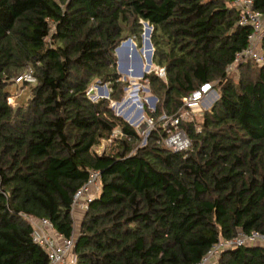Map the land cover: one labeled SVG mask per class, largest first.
Instances as JSON below:
<instances>
[{"label":"trees","instance_id":"16d2710c","mask_svg":"<svg viewBox=\"0 0 264 264\" xmlns=\"http://www.w3.org/2000/svg\"><path fill=\"white\" fill-rule=\"evenodd\" d=\"M234 1L0 0V264H50L28 216L75 233L73 264H196L219 238L264 233V61L231 71L251 32ZM253 8L264 15V0ZM145 22L165 76L144 77L158 101L144 102L154 127L142 143L112 102L129 86L115 49L140 44ZM26 70L31 95L12 105L8 86ZM97 81L108 98L90 97ZM207 83L218 99L189 109ZM178 131L191 145L176 151L164 141ZM94 170L101 190L77 231L73 199ZM219 264H264V246L227 250Z\"/></svg>","mask_w":264,"mask_h":264},{"label":"built area","instance_id":"2783aa9c","mask_svg":"<svg viewBox=\"0 0 264 264\" xmlns=\"http://www.w3.org/2000/svg\"><path fill=\"white\" fill-rule=\"evenodd\" d=\"M233 5H236L241 12L240 23L250 26L251 32L248 38V47L237 54L231 71L236 70L237 65L241 61L250 60L256 63H262L264 61V54L261 49L262 41L264 40V15L254 10L253 0H235ZM156 71L160 72L161 76L165 75L164 68H158ZM34 81H36V79L32 74V70H26L16 78L17 83ZM209 90H213L212 83L201 86L199 90L194 91L190 96L185 98L186 106L196 111L205 108L201 103L204 98L203 96L206 95ZM134 93H136V99L139 100L134 101L132 104H137V102H139L142 110H144V103L141 101L139 91L135 90ZM185 117L189 120L190 116L188 111L182 114V118ZM177 121L178 120H172L171 123L176 124ZM144 123L146 127L143 133L147 136L154 127V122L152 119H147ZM110 140L112 141V139ZM164 142L168 147H173L172 149L176 151L186 149L191 145L189 137L183 131L172 133ZM100 190L101 172L99 170L91 171L88 182L75 193L72 204L74 216H76L78 211H82V213L86 212L89 208V203ZM27 219L34 228V240L47 250L50 257V264H73L76 262V256L73 252L76 240L75 233L72 237L67 238L58 234L51 221L46 218L36 219L28 216ZM257 245L264 246L263 232L260 230H251L250 232L239 230L233 238H219L218 241L208 248L205 255L196 264H219L221 256L225 251L233 250L241 246Z\"/></svg>","mask_w":264,"mask_h":264},{"label":"rangeland","instance_id":"374dc122","mask_svg":"<svg viewBox=\"0 0 264 264\" xmlns=\"http://www.w3.org/2000/svg\"><path fill=\"white\" fill-rule=\"evenodd\" d=\"M143 24H144V30L147 31L148 26H146L145 23H143ZM143 33H144V31H143ZM143 33H142V35H143ZM147 34L148 33H145L144 36L141 37L140 44H138V42L134 38H132L134 43L136 44L137 52H135L134 49L132 50V46L134 44L133 42H131V45L129 46L128 52L126 50L127 47H125L126 45L124 46L125 48L122 49V54L123 55H122V59L120 58V62H121L120 64H122L124 70H127L128 69V65L130 66L132 63H134V65L138 68V70L141 68V63H142V68H144L145 65L148 67V65H149L148 56H149L150 48H148L149 51L147 52V56L144 53V49H145V47L147 45V40H148ZM149 38L151 40V36ZM119 54L120 53L118 52V55ZM116 56H117V53H116ZM117 59H118V56H117ZM152 60H153V57H152ZM154 69H158V67L153 65V62H152V67H151L150 71H149V69H145L144 73L148 74V73L152 72ZM157 73L160 75V72H157ZM164 76L165 75H163L161 77H164ZM121 77H122L123 80H128L129 81V86L126 87V89H125V96H124V99L122 101H120V102H112V109L115 111V113L118 116L122 117L127 122H130L131 119L135 118L138 110L142 109L139 102H137V104H136L137 106L135 108H131L132 103L134 101H138L139 100V99L135 100V98H136V95H134V94H136V93H134L135 90L139 91L142 103L145 102V103L148 104L150 109H155L157 101H158V98H157V101L155 102V107H154L151 99L155 95L151 92L150 87L147 84L148 82H145L144 78H142L143 76L142 77L138 76V77L135 78V75H133V72L131 71L130 74H127L126 72H123L121 74ZM23 85H24L23 83L15 82V83H13V84L8 86V90L12 94V96L10 98V103L12 105L18 106V105H23V104L28 102V99H29V97L31 95V83L28 84L25 87H22ZM104 85L107 86V84H104ZM104 85L100 84L99 81L94 83L91 86V89L89 90L90 97L92 99L105 97L103 95L101 96V94H100V87L104 86ZM107 88H108V86H107ZM108 90L110 91L109 88H108ZM216 92L217 91H215V90H209V92L206 95L203 96L204 98L202 99V103L201 104H202L203 107H205V109L210 108L212 106V104L218 99V92L217 93ZM106 98H108V97H106ZM127 98H128V100L130 98H131L130 100H132L128 108H126L127 104L123 107V105L127 101L125 99H127ZM129 102L130 101H128L127 103L129 104ZM132 112L134 113V115H132L133 114ZM137 115L138 116L134 119L133 124L141 132V134L143 135L142 143H145L146 136L144 135L143 132L145 130L146 124L144 122L148 119V116L146 115L144 110H142L141 114L138 113ZM124 116H126V117H124ZM185 119H187V118L185 117ZM111 143H112V141H107L104 144V147H107L108 145H111ZM171 148H173V147H171ZM101 149L102 148H100V150ZM83 215L84 214L82 213V211H78L76 213V216H75V229L77 231H78V229L80 227V223L82 221Z\"/></svg>","mask_w":264,"mask_h":264},{"label":"water","instance_id":"95a60500","mask_svg":"<svg viewBox=\"0 0 264 264\" xmlns=\"http://www.w3.org/2000/svg\"><path fill=\"white\" fill-rule=\"evenodd\" d=\"M145 24H146V26H148V30H147V32H146V30H144V33H143V35L142 36H144V34L145 33H148V36L150 37L151 36V33H152V31H153V27L152 26H150L149 25V23L148 22H145ZM146 29V28H145ZM133 39L132 38H128V39H126V40H124L119 46H117L116 47V49H115V52L117 53V56H118V60H117V69H118V71H119V73H123V72H129V68L127 69V70H124L123 69V66H122V64H120L121 62H120V57H119V55H118V52L121 50V49H123V48H125L124 46L126 45V50H127V52H128V50H129V44H131V41H132ZM134 42V41H133ZM148 45H149V47H151V54H150V56H149V63L150 64H152V57H153V52H154V47H153V44H152V42H151V40H150V38L148 39ZM133 49H134V51L135 52H137V48H136V44L134 43L133 44ZM148 68H149V66H148ZM144 71H143V68H142V63H141V68L139 69V70H137L136 72H134V73H136V74H134V75H136V76H143L142 78H144V76H145V74L146 73H143ZM126 76V75H125ZM100 94H101V96L103 95V96H105V97H109V90H108V88H107V86L106 85H104V86H101L100 87ZM128 101H130V100H127L126 101V103L125 104H127V102ZM151 101H152V103H153V106L155 107V102L157 101V97H155V96H153V98L151 99ZM124 104V105H125ZM124 105H123V107H124ZM122 107V108H123ZM136 107V104H133L132 106H131V108H135ZM141 114L142 113V109H140V110H138V112H137V114ZM129 114V113H128ZM136 114V116H135V118L138 116ZM127 116V115H126ZM126 116H124V117H126ZM135 118H133V119H131L130 120V124H133V121H134V119Z\"/></svg>","mask_w":264,"mask_h":264},{"label":"bare ground","instance_id":"6f19581e","mask_svg":"<svg viewBox=\"0 0 264 264\" xmlns=\"http://www.w3.org/2000/svg\"><path fill=\"white\" fill-rule=\"evenodd\" d=\"M147 30H148V29H147ZM146 32H147V31H146ZM147 36H148V34H147ZM148 39H149V36H148ZM131 42H133V40H132ZM133 43H134V42H133ZM130 45H131V44H129L128 46H130ZM147 46H148V48H150V51H149V56H150V54H151V50H152V49H151V47H149V45H148V41H147ZM121 51H122V50H121ZM149 56H148V59H149ZM151 67H152V64H150V66H149V68H148L149 71H150ZM128 68H129V65H128ZM149 71H148V72H149ZM130 72H131V71H130V68H129V72H126V73H127V74H130ZM132 72H133V75L136 74V73H134V72H136V71H132ZM143 73H144V72H143ZM129 76H130V75H129ZM135 76H136V75H135ZM130 77H131V76H130ZM141 77H142V76H141ZM134 95H136V94H134ZM130 99H131V98H130ZM125 100H128V98L125 99ZM135 100H137V99L135 98ZM131 101H132V100H131ZM131 101L129 102V104L127 103L126 108L129 107ZM125 105H126V104H125ZM125 105H124V106H125ZM132 105H133V104H132ZM132 113H133V112H132ZM132 115H134V113H133Z\"/></svg>","mask_w":264,"mask_h":264},{"label":"clouds","instance_id":"9594fccd","mask_svg":"<svg viewBox=\"0 0 264 264\" xmlns=\"http://www.w3.org/2000/svg\"><path fill=\"white\" fill-rule=\"evenodd\" d=\"M10 101V100H9Z\"/></svg>","mask_w":264,"mask_h":264}]
</instances>
